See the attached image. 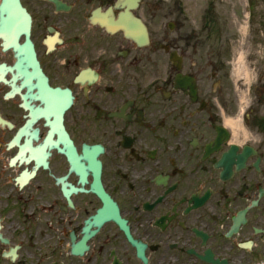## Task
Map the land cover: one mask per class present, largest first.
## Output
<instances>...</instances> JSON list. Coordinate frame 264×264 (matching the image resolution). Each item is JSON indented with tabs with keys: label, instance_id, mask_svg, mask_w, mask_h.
I'll return each mask as SVG.
<instances>
[{
	"label": "flooded vegetation",
	"instance_id": "obj_1",
	"mask_svg": "<svg viewBox=\"0 0 264 264\" xmlns=\"http://www.w3.org/2000/svg\"><path fill=\"white\" fill-rule=\"evenodd\" d=\"M18 3L0 0V264H264V0L247 45L163 0Z\"/></svg>",
	"mask_w": 264,
	"mask_h": 264
},
{
	"label": "rangeland",
	"instance_id": "obj_2",
	"mask_svg": "<svg viewBox=\"0 0 264 264\" xmlns=\"http://www.w3.org/2000/svg\"><path fill=\"white\" fill-rule=\"evenodd\" d=\"M169 7H173L177 13L187 14L190 23L196 27L214 28L217 18L222 19L223 28L230 30L237 35L238 44H241L246 29L245 15L246 8L243 0H163ZM256 9L259 12L263 7V0H254ZM258 7V8H259ZM262 11V10H261ZM247 24V23H246Z\"/></svg>",
	"mask_w": 264,
	"mask_h": 264
},
{
	"label": "water",
	"instance_id": "obj_3",
	"mask_svg": "<svg viewBox=\"0 0 264 264\" xmlns=\"http://www.w3.org/2000/svg\"><path fill=\"white\" fill-rule=\"evenodd\" d=\"M15 7H16V12H22V9H21V6L18 3V0H15ZM136 39H138L140 41H143V43H148V33H147L145 28L143 29L142 33H139L136 36Z\"/></svg>",
	"mask_w": 264,
	"mask_h": 264
}]
</instances>
